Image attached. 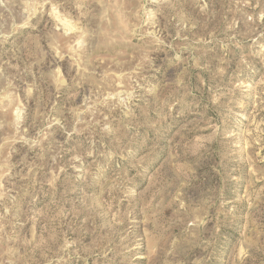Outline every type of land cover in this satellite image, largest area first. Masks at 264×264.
I'll use <instances>...</instances> for the list:
<instances>
[{
    "label": "rangeland",
    "instance_id": "rangeland-1",
    "mask_svg": "<svg viewBox=\"0 0 264 264\" xmlns=\"http://www.w3.org/2000/svg\"><path fill=\"white\" fill-rule=\"evenodd\" d=\"M0 264H264V0H0Z\"/></svg>",
    "mask_w": 264,
    "mask_h": 264
}]
</instances>
